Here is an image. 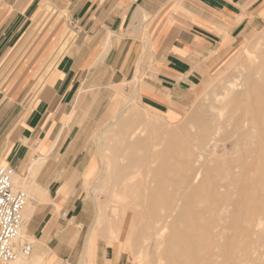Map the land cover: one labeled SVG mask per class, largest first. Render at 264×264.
Instances as JSON below:
<instances>
[{
    "label": "crops",
    "instance_id": "crops-1",
    "mask_svg": "<svg viewBox=\"0 0 264 264\" xmlns=\"http://www.w3.org/2000/svg\"><path fill=\"white\" fill-rule=\"evenodd\" d=\"M250 1L0 0V59L45 5L64 12L67 29L73 33L64 51L45 70L31 101L17 106L23 93L0 88V134L7 130L3 121L18 120L11 139L0 150L1 160L21 177L29 174L34 159L43 162L35 172L30 207L23 216V232L35 241L33 264L72 263L68 262L70 246L86 226L78 190L87 164L80 159L84 148L78 144L79 123L95 118L94 109L89 114L85 105L102 102L101 84L121 82L137 71L142 63L137 58L146 43L149 50L143 65L151 63L154 74L141 79L137 87L142 106L157 115H180L192 87L219 64L241 27L254 20L243 16L242 4ZM174 7L183 12L175 15ZM52 44L53 40L47 48ZM132 61L134 65L139 62L135 70ZM104 259L121 264L107 249L97 252L96 264H104ZM83 263L79 255L77 264Z\"/></svg>",
    "mask_w": 264,
    "mask_h": 264
},
{
    "label": "bare ground",
    "instance_id": "bare-ground-1",
    "mask_svg": "<svg viewBox=\"0 0 264 264\" xmlns=\"http://www.w3.org/2000/svg\"><path fill=\"white\" fill-rule=\"evenodd\" d=\"M253 35L252 49L242 57L247 60L244 72L215 94V103L196 130L173 145L162 149L148 143L141 128L130 132L128 139L118 137L113 147H105L104 135L97 134L105 171L98 182L90 181L95 213L80 254L82 262L97 250L96 227L110 216L116 229L129 226V238L137 244L135 258L144 264H264V32ZM132 92H121L125 107L109 111L108 127L124 113L130 114L131 124L139 118L134 112L141 95ZM157 133L173 134L163 128ZM217 148L219 158L213 157ZM42 163L34 159L29 174H14L13 183L32 194ZM30 197L22 211L21 231ZM19 230L17 243L22 241ZM32 246V258L19 256L13 261L33 264L37 253Z\"/></svg>",
    "mask_w": 264,
    "mask_h": 264
},
{
    "label": "rangeland",
    "instance_id": "rangeland-1",
    "mask_svg": "<svg viewBox=\"0 0 264 264\" xmlns=\"http://www.w3.org/2000/svg\"><path fill=\"white\" fill-rule=\"evenodd\" d=\"M244 9L246 10L243 16H247L249 21L251 18L254 20L241 27L234 45L227 51L222 60L219 61V64L212 71L204 74L199 83L192 87L188 103L185 108L182 109L180 115L171 113L165 115L161 112H156L160 115H155L150 113L149 110L147 112V110H145L146 108L144 107V109L142 107L144 104L140 98L141 105H138L137 112H134L139 114V118L131 120L134 124H131L127 119L130 114L124 113L121 117L115 119L109 127L106 125L107 122H110V119H108L109 111L114 107L117 110L125 107V102L123 100L124 93L122 95L121 92L125 91L128 94L131 92L132 94L134 89L138 92L141 79L145 78V76L149 77L154 74L151 63H148L149 65H143L145 53L149 50L144 41V49H142L141 52L143 55L140 56L141 58H137V61L141 59V65L139 66V62L137 61H135L137 62L136 65L133 64L134 61L130 63L133 69L138 65V70L134 73L131 71L129 77L121 82L116 81L115 84L112 83L111 85H106L107 82L101 84V94L99 97L102 102L99 105H91L90 102L86 103L85 107H87V110L90 111L92 108L94 109L93 113H96L94 119H84L79 123L80 127H82V134L78 138V144L80 147L84 148V152L81 153L80 159L87 164L81 172L83 179L79 183L78 190L81 191L83 210L85 211L84 217L87 219V223L77 237L76 243L70 246L68 254V262H72L70 264H77L79 262L84 236L92 219H94L95 205L90 181L96 178L95 180L98 182L100 172L105 171L104 167L101 165L102 162L98 154L97 134L101 133L104 135L103 140L105 147H113L118 137L125 135L126 138H129L131 137L130 132L135 130L139 131L140 129L138 128H141L142 130L140 131H142V136L147 137L148 143L152 144L154 142L158 148L165 149L176 143L182 135L196 130L199 120L206 117L210 104L215 103L213 102L215 94L222 92L228 80L235 74H239L241 71L244 72L242 69L247 64V60L244 59L245 55L243 53L248 54V50L252 49L250 43L255 40V34L259 36L264 32V0H251ZM172 12L175 13V15H180L183 10L179 7H174L172 8ZM65 17V13L57 9L48 7L47 5L41 7L37 15L25 24L21 32V38L16 45L12 49H8L2 55L0 59V88L6 91H9V89H14L15 91L20 90L19 92L23 93L19 98V102H15L17 106L20 103H28V101H31L34 92L43 81L42 76L46 72L45 70H48L55 59L64 51L67 39L73 35L72 31L67 29ZM255 31L258 32L255 33ZM144 32H147L146 27L144 28ZM144 32L142 34L143 37L145 34ZM250 38L252 41H250ZM52 40V47L48 49L47 46ZM244 40H246V42ZM43 52H45L46 55L42 56ZM242 57H244V60ZM241 64H243V66ZM140 69H146L147 71L146 73L141 72ZM137 74H140L142 77L139 75L141 77L139 78ZM207 82L209 84H207ZM91 91H93L92 88L86 89L84 93H89ZM12 105L14 106V102ZM89 114H91V111ZM87 115L86 113V116ZM107 119L109 121H107ZM13 120L14 119L3 121L5 124L4 127L5 129L7 128V130L0 134L4 138L2 142L0 140V150L3 149L11 139V134L18 122L17 119ZM160 128H163L164 133L173 132L172 137H167L165 136L166 134L161 136L157 133ZM220 154L221 149L217 148L214 151L213 157L219 158ZM105 161L106 160H104V162ZM6 164L8 163L0 158V165ZM13 186L15 189L23 190L27 195H31L14 183ZM97 192L99 193L100 190ZM104 198L105 196L103 194L99 195V199L102 202ZM105 212L107 214L108 207ZM115 226H117L116 223L108 216L96 227L98 248L97 250L91 251V257L88 259L85 258V263L83 264H96L97 252L103 251V253H105L106 249L108 250V255L114 257L115 261L120 259L121 264H144L142 259L138 260L135 258L137 244L129 238V231L131 230L129 226L122 229H116ZM175 229H179V227L176 226ZM18 235H21V242L27 241L31 245L35 244V241L26 237L21 229ZM93 251L96 252L92 257ZM31 256H29V258H32ZM21 262L22 260H19L10 262L9 264H21Z\"/></svg>",
    "mask_w": 264,
    "mask_h": 264
},
{
    "label": "built area",
    "instance_id": "built-area-1",
    "mask_svg": "<svg viewBox=\"0 0 264 264\" xmlns=\"http://www.w3.org/2000/svg\"><path fill=\"white\" fill-rule=\"evenodd\" d=\"M13 166L0 165V262L10 263L19 256H29L32 245L24 241L16 242L22 221V211L27 201L23 190L15 189L12 176Z\"/></svg>",
    "mask_w": 264,
    "mask_h": 264
}]
</instances>
